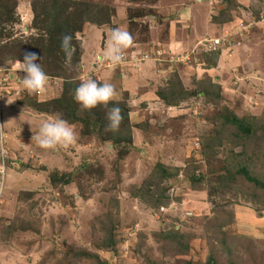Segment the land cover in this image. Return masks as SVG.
Segmentation results:
<instances>
[{
    "label": "rangeland",
    "instance_id": "rangeland-1",
    "mask_svg": "<svg viewBox=\"0 0 264 264\" xmlns=\"http://www.w3.org/2000/svg\"><path fill=\"white\" fill-rule=\"evenodd\" d=\"M28 52L43 94L16 82ZM0 66V264H264V0H0ZM86 76L123 92L118 131L79 108ZM56 115L77 139L43 149Z\"/></svg>",
    "mask_w": 264,
    "mask_h": 264
},
{
    "label": "clouds",
    "instance_id": "clouds-1",
    "mask_svg": "<svg viewBox=\"0 0 264 264\" xmlns=\"http://www.w3.org/2000/svg\"><path fill=\"white\" fill-rule=\"evenodd\" d=\"M133 37L121 27L111 29L110 37L101 59L111 62L113 67L119 65L125 59L126 50L132 46ZM61 50L65 56V63L70 65L72 57L75 54L73 36L64 34L61 38ZM41 57L39 58V60ZM38 56L34 52L25 53L23 60L14 63L13 71L16 73V82L23 91L29 95L43 94L46 90L49 77L44 71L41 63H37ZM18 72H23L22 77ZM75 101L82 110H91L97 106L108 109L106 130L116 132L123 119L119 103L124 99L123 92L117 90L116 86L108 80L98 81L97 79L86 76L75 89ZM10 101L9 103H11ZM112 103L116 106L109 108ZM132 106L131 100L127 101ZM29 124L30 122L27 121ZM37 145L43 149L56 150L58 148H67L77 139L74 128L60 115L43 119L35 133L34 137Z\"/></svg>",
    "mask_w": 264,
    "mask_h": 264
},
{
    "label": "built area",
    "instance_id": "built-area-1",
    "mask_svg": "<svg viewBox=\"0 0 264 264\" xmlns=\"http://www.w3.org/2000/svg\"><path fill=\"white\" fill-rule=\"evenodd\" d=\"M209 45H211L210 46V48L208 49L209 51H214V50H216L217 49V45H219V43H220V40H218V39H213V40H211V41H209ZM2 73H3V68L0 66V95H1V90L3 89L2 88V85H3V83H2ZM4 166L2 167V165L0 166V175H2V177H3V175H4ZM3 189H4V185H3V182H0V211H1V206H2V203H3V200H4V191H3Z\"/></svg>",
    "mask_w": 264,
    "mask_h": 264
},
{
    "label": "trees",
    "instance_id": "trees-1",
    "mask_svg": "<svg viewBox=\"0 0 264 264\" xmlns=\"http://www.w3.org/2000/svg\"><path fill=\"white\" fill-rule=\"evenodd\" d=\"M234 122H235L236 124H238V126H239L238 129H239V130L242 129V131H243V130L246 131V132L249 131V128H248L247 126H243L242 122H240L239 120H236V119H235ZM238 126H237V127H238ZM245 127H246V128H245ZM245 173L247 174V171H245ZM161 174H162V175H161L162 177H165V176H166L167 174H169V173H168V171H167L165 168H162V169H161ZM247 175H248V174H247ZM247 178H248V179H251L252 181H256V182H257V180L252 179V178H250L249 176H248Z\"/></svg>",
    "mask_w": 264,
    "mask_h": 264
}]
</instances>
